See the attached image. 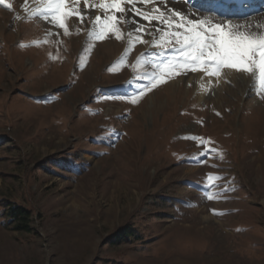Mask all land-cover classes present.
I'll list each match as a JSON object with an SVG mask.
<instances>
[{
    "label": "rangeland",
    "instance_id": "1",
    "mask_svg": "<svg viewBox=\"0 0 264 264\" xmlns=\"http://www.w3.org/2000/svg\"><path fill=\"white\" fill-rule=\"evenodd\" d=\"M10 2L12 11L0 5V264H264V93L254 78L224 70L201 98L189 72L131 105L113 97L145 82L150 68L134 70L136 58L173 53L137 43L121 62L126 39L97 40L87 19L67 36L42 17L18 22L23 0ZM211 8L188 12L264 21V10ZM207 173L221 177L211 190ZM11 207L30 212L27 230L9 221ZM125 229L134 238L123 242Z\"/></svg>",
    "mask_w": 264,
    "mask_h": 264
},
{
    "label": "snow or ice",
    "instance_id": "2",
    "mask_svg": "<svg viewBox=\"0 0 264 264\" xmlns=\"http://www.w3.org/2000/svg\"><path fill=\"white\" fill-rule=\"evenodd\" d=\"M183 2L187 3L188 0ZM139 3L142 6L151 5V8L137 7V0H83V8L79 6L81 0H35L32 8H29V0H23L21 7L27 19L42 17L61 29L66 36L70 34V18L75 17L80 23L90 20L94 29L90 35L99 41L112 37L117 41L126 39L128 47L121 62L137 43L149 45L150 50L159 56L173 53L151 64L145 61L146 54L141 53L132 67L135 70L143 63L150 68L139 77L145 82L134 92L113 99L137 105L146 92L166 83L168 79L186 76L189 72L219 78L224 70L253 77L257 94L264 93V30H261L264 21L253 27L247 23H234L225 17L217 19L201 14L202 18H197L184 9L169 7L171 0H160L164 8L157 6L154 0H139ZM0 5L10 11L14 9L10 0H0ZM128 7L133 9L132 13L128 12ZM132 17H140V21ZM15 19L20 20L21 17L17 15ZM124 26H128V31H124ZM145 36L151 39H144ZM43 42L47 43V40ZM128 83L131 84V81ZM261 98L264 99V95ZM186 139L198 141L200 145L210 143L197 136ZM220 179L218 175L207 173L205 183L209 190L215 188ZM205 198L214 200L217 197L208 194ZM212 211L213 214H220L214 209Z\"/></svg>",
    "mask_w": 264,
    "mask_h": 264
},
{
    "label": "bare ground",
    "instance_id": "3",
    "mask_svg": "<svg viewBox=\"0 0 264 264\" xmlns=\"http://www.w3.org/2000/svg\"><path fill=\"white\" fill-rule=\"evenodd\" d=\"M204 0H188L187 3H184L183 1L180 0H171V4L168 5L169 7H173V6H177L178 8H182V9H186L187 11H197L196 14L198 12H201V10H204V13L207 12L211 6L213 7V11L216 12V14H222V15H238L241 13V15L247 14V13H251V11H262L264 10V0H233L232 4H227L228 1L230 0H218V2H213V0H205V1H210L205 3L203 2ZM242 1H245V3H247V5H242ZM262 1L261 5H258V2ZM71 2V0H70ZM137 2H139V0H137ZM154 2L156 3L157 6L164 8L165 5L160 3V0H154ZM174 2H177L175 5ZM139 4V3H138ZM207 5V6H206ZM210 5V6H208ZM35 6V0H29V8H32ZM81 8H83V0H81V4L79 5ZM142 7H146V8H151V5H144ZM131 7H128L127 10H129ZM131 10V9H130ZM195 10V11H194ZM206 10V11H205ZM95 11V10H93ZM95 14H99V12H95ZM17 15H19L21 17L20 20H18V22H22L23 20L26 19L27 14L23 11L22 7H20L18 9V13ZM235 17V16H233ZM239 17V16H236ZM80 22H78L76 20L75 17L70 18L69 21V28L71 27H75L79 24ZM261 30H264V28H262ZM79 40H81V37L79 38ZM198 89H197V94L201 95L200 97L203 98L204 95L206 94L207 90L213 85V81L215 79H213L212 77H205L204 74L198 72L195 74V79H198ZM218 79V78H217ZM216 79V81H217ZM257 161V159L255 160Z\"/></svg>",
    "mask_w": 264,
    "mask_h": 264
},
{
    "label": "trees",
    "instance_id": "4",
    "mask_svg": "<svg viewBox=\"0 0 264 264\" xmlns=\"http://www.w3.org/2000/svg\"><path fill=\"white\" fill-rule=\"evenodd\" d=\"M30 212L27 211L24 208L21 207H11L10 212L8 213V216L10 218L9 221L14 222L17 225V229L21 231H25L28 229L27 222L30 219ZM118 239L120 241H130L132 238H134V234L132 229L123 230L120 232L119 235H117Z\"/></svg>",
    "mask_w": 264,
    "mask_h": 264
}]
</instances>
